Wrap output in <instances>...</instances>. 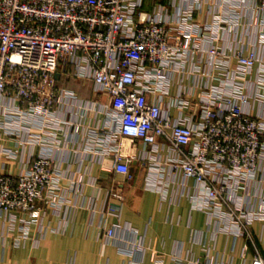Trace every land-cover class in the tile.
Instances as JSON below:
<instances>
[{
    "label": "built area",
    "instance_id": "built-area-1",
    "mask_svg": "<svg viewBox=\"0 0 264 264\" xmlns=\"http://www.w3.org/2000/svg\"><path fill=\"white\" fill-rule=\"evenodd\" d=\"M184 1L0 0V237L13 249L60 234L80 208L82 176L53 157L66 133L86 135L84 154L110 159L128 179L135 157L119 139L140 144L152 186L192 180L213 235L252 242L251 225L264 221V0H223L210 22L197 21L210 0ZM232 1L238 8L225 14ZM70 69L105 97L97 106L115 130L84 126L88 106L57 86ZM50 217L62 227L51 228ZM117 229L102 227L99 238ZM203 249V259L175 255L172 264H216ZM137 250L132 242L120 252Z\"/></svg>",
    "mask_w": 264,
    "mask_h": 264
},
{
    "label": "crops",
    "instance_id": "crops-1",
    "mask_svg": "<svg viewBox=\"0 0 264 264\" xmlns=\"http://www.w3.org/2000/svg\"><path fill=\"white\" fill-rule=\"evenodd\" d=\"M173 1L176 7L186 6L184 0H161L163 3ZM154 2L147 1L145 9H152ZM222 2H203L197 21H212L209 10L217 12ZM237 2L232 1L229 7L225 5L223 12L228 14V10L238 8ZM74 85L58 88L74 92L82 105L88 106L81 120L84 126L90 131L109 123L115 130V123L97 106H107L105 97L94 92L91 82L75 79ZM86 139V135L83 138L74 133L60 135L61 147L53 154L55 163L63 170H68L75 178L82 176L84 189L76 198L80 208L74 209L60 234L49 232L36 246L28 242L13 249L9 240L0 237V264H155L158 257L164 258L163 264H172L175 255L203 259L204 247L210 249L216 264H250L255 255L264 261V221L251 225L252 242L244 238L234 240L224 233L213 235L215 225L208 227L206 214L197 206L204 201V192L195 189L192 180L177 175L174 185L169 184L159 191L152 186L154 177L148 164L139 160L144 149L128 138L119 140L122 152L135 157L130 164V178L115 174L110 159L100 164L91 154H84ZM11 172H17L15 166H11ZM192 195L197 196L196 204ZM109 203L117 207L112 215L104 213ZM49 220L51 228L62 227L59 217ZM112 225L118 226L114 238L108 242L100 239L101 228ZM132 242L138 243L141 250L131 256L120 252ZM244 249L246 259L241 257Z\"/></svg>",
    "mask_w": 264,
    "mask_h": 264
},
{
    "label": "trees",
    "instance_id": "trees-1",
    "mask_svg": "<svg viewBox=\"0 0 264 264\" xmlns=\"http://www.w3.org/2000/svg\"><path fill=\"white\" fill-rule=\"evenodd\" d=\"M155 3V2H154ZM71 69H70V75H66V76H60L57 79V86H65V87H73L75 79L74 77L71 75Z\"/></svg>",
    "mask_w": 264,
    "mask_h": 264
},
{
    "label": "rangeland",
    "instance_id": "rangeland-1",
    "mask_svg": "<svg viewBox=\"0 0 264 264\" xmlns=\"http://www.w3.org/2000/svg\"><path fill=\"white\" fill-rule=\"evenodd\" d=\"M11 173V172H10ZM13 175V174H12Z\"/></svg>",
    "mask_w": 264,
    "mask_h": 264
}]
</instances>
